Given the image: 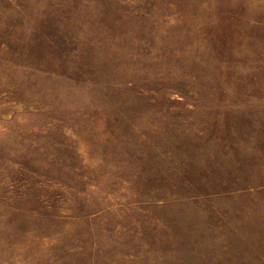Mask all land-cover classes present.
I'll return each instance as SVG.
<instances>
[{
	"label": "rangeland",
	"instance_id": "rangeland-1",
	"mask_svg": "<svg viewBox=\"0 0 264 264\" xmlns=\"http://www.w3.org/2000/svg\"><path fill=\"white\" fill-rule=\"evenodd\" d=\"M0 264H264V0H0Z\"/></svg>",
	"mask_w": 264,
	"mask_h": 264
}]
</instances>
